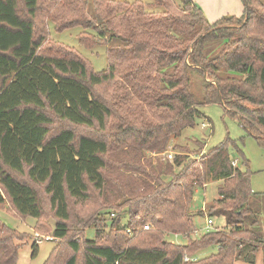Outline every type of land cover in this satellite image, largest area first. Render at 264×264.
Segmentation results:
<instances>
[{
  "label": "trees",
  "instance_id": "obj_1",
  "mask_svg": "<svg viewBox=\"0 0 264 264\" xmlns=\"http://www.w3.org/2000/svg\"><path fill=\"white\" fill-rule=\"evenodd\" d=\"M48 1L49 21L61 20L63 30L82 27L107 46L108 69L95 72L73 52L40 53L41 0H0V206L7 196L11 215L39 223L47 197L58 219L53 237L66 240L74 226L89 223L73 217L69 201H91L123 241L69 240L73 255L64 260L56 247L45 264H264V193L252 191L247 159L234 165L236 143L227 139L205 151L199 142L194 155L172 147L196 127L206 105H221L264 145L261 0H242L241 18L213 24L192 0ZM80 43L86 46L83 37ZM105 86L112 100L96 95ZM53 118L98 135L53 133ZM170 148L180 151L172 160ZM216 182L224 186L209 217H224L226 227L192 238L196 217H205L192 211L195 195ZM173 235L188 243L169 242ZM16 242L18 232L0 221V264H16ZM213 247L217 252L205 259L184 260Z\"/></svg>",
  "mask_w": 264,
  "mask_h": 264
},
{
  "label": "rangeland",
  "instance_id": "obj_2",
  "mask_svg": "<svg viewBox=\"0 0 264 264\" xmlns=\"http://www.w3.org/2000/svg\"><path fill=\"white\" fill-rule=\"evenodd\" d=\"M119 2H128L130 4L148 3L150 0H114ZM203 12L205 17L210 23L222 21L229 17L241 18L245 13V5L242 0H192ZM264 4V0H261ZM40 5L43 9L38 16L36 26L38 28L37 40L39 43L38 51L48 56H63L67 52L77 53L82 59H86L91 64L92 69L95 72H106L108 69V57L107 46L98 43L97 39H91L84 33L82 27H75L69 30H63L60 24L47 19L45 10L50 5V1L41 0ZM90 6V11L93 13V8ZM69 9V8H68ZM68 9L64 8L63 12H60L57 19L65 17ZM65 19L72 18L66 17ZM59 27V28H58ZM41 35L42 37H40ZM84 38L86 46L80 43V39ZM100 42V41H99ZM102 43V42H100ZM114 45H121L120 42L114 41ZM111 88L105 86L96 89V95L101 97L110 98ZM195 93L200 97L201 92L198 86H195ZM110 96V97H109ZM112 100V97L110 98ZM202 115L196 119V127L193 129H187L184 131L183 136L177 141L172 143V147L175 145L179 147H188L192 155L199 150L198 143H204L206 145L205 151L210 150L213 147L224 143L227 139H230L236 143L235 149L231 152V157L235 163H241L245 158L249 162V170L251 172V189L256 194L264 193V145H261L253 136H251L241 125L238 118L231 117L226 114L221 105H206L200 108ZM116 123L114 119L110 124L113 126ZM53 133H57L64 128H72L76 131L78 136L91 135L96 136L98 132L95 129L86 127L70 126L66 122H62L57 118H53V124L51 125ZM204 146V145H203ZM202 146V147H203ZM180 151H173L170 148L169 154L172 156ZM237 166V165H236ZM25 179V178H21ZM224 183H212L209 185L206 191H199L192 203V211L194 213L205 214V217L197 216L195 220V230L200 231L201 234L206 232V222L209 218V209L213 205V202L218 199L219 189L223 187ZM94 193H92L93 195ZM6 196V194H4ZM95 198V195H93ZM260 217L259 220L264 229V197L260 199ZM70 208L72 215L83 218V222H89L88 227L74 226L71 234L66 240H59L53 237V231L58 219L55 218L54 212L51 210L47 197H41V205L43 207V216L38 223V220L32 217L20 218L11 215L13 214L14 207L10 199L6 196L4 204L0 206V221L9 229L18 232V237L21 242L16 244L21 247L18 249L16 264H45L51 257L52 253L56 249H59L60 255H63L64 260L70 258L73 253L68 246L69 240H75L81 245L85 244L87 239L96 240L101 244H113L121 243L123 240L116 232L110 231L107 228L103 219L106 218L103 213L97 215V208L94 202H80L70 200ZM9 212V213H8ZM116 213V218L119 215V211ZM123 217V215H122ZM107 219V218H106ZM214 228L225 229L226 222L224 217H214ZM125 221V220H124ZM72 226V224H69ZM101 229V235L96 237V227ZM109 226V222H108ZM78 230V231H77ZM82 230V231H81ZM81 231V232H80ZM2 235L3 237H6ZM38 236V237H37ZM192 238L195 235L192 233ZM47 238L52 240L47 241ZM169 242H173L178 245H186L188 240L178 235L167 237ZM41 242L40 244H37ZM34 244L37 246L34 247ZM217 251L213 248H208L197 253L193 259L202 260L205 259ZM81 260V255H80ZM260 263H264L259 259ZM59 264H63V259Z\"/></svg>",
  "mask_w": 264,
  "mask_h": 264
},
{
  "label": "built area",
  "instance_id": "obj_3",
  "mask_svg": "<svg viewBox=\"0 0 264 264\" xmlns=\"http://www.w3.org/2000/svg\"><path fill=\"white\" fill-rule=\"evenodd\" d=\"M167 158H168L169 160H172V159H173V156H172L171 154H169V155L167 156ZM234 165H236V163H234ZM143 229H144L145 231H147V230H149L150 228H149V226H145ZM213 229H214V221H213L212 218H209V219L207 220V222H206V233L212 231ZM128 232H129V231H128ZM193 234H194L195 236H199V235H201L200 231H198V230H194V231H193ZM37 237H38V236H37ZM50 240H52V239H51V238H47V241H50ZM40 243H41V242H39V243H37V244H40ZM184 260H185V262L196 261L195 259H193V258H191V257H189V256H185Z\"/></svg>",
  "mask_w": 264,
  "mask_h": 264
},
{
  "label": "crops",
  "instance_id": "obj_4",
  "mask_svg": "<svg viewBox=\"0 0 264 264\" xmlns=\"http://www.w3.org/2000/svg\"><path fill=\"white\" fill-rule=\"evenodd\" d=\"M205 233H206V232H205ZM205 233H204V234H205ZM201 235H203V234H201ZM199 236H200V235H199ZM195 237H198V236H195ZM172 243H173V242H172ZM197 259H198V258H197ZM197 259H195V260L197 261Z\"/></svg>",
  "mask_w": 264,
  "mask_h": 264
}]
</instances>
